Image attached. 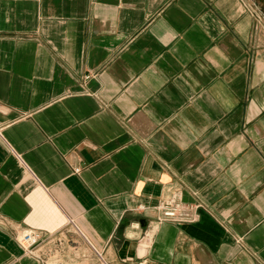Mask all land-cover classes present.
I'll use <instances>...</instances> for the list:
<instances>
[{
    "label": "crops",
    "instance_id": "crops-1",
    "mask_svg": "<svg viewBox=\"0 0 264 264\" xmlns=\"http://www.w3.org/2000/svg\"><path fill=\"white\" fill-rule=\"evenodd\" d=\"M252 1L0 0V264H264Z\"/></svg>",
    "mask_w": 264,
    "mask_h": 264
},
{
    "label": "built area",
    "instance_id": "built-area-1",
    "mask_svg": "<svg viewBox=\"0 0 264 264\" xmlns=\"http://www.w3.org/2000/svg\"><path fill=\"white\" fill-rule=\"evenodd\" d=\"M255 13L256 20L258 22H264V11L252 1L251 9ZM77 172L78 168H74ZM145 205H140V208H144ZM158 211L159 220H168L174 223H189L198 218V204L182 201L178 197H170L165 200H161L155 205ZM39 241V234L37 231L24 228L20 230L16 236V242L22 250L23 254L29 255L43 261V259L36 252V245Z\"/></svg>",
    "mask_w": 264,
    "mask_h": 264
}]
</instances>
